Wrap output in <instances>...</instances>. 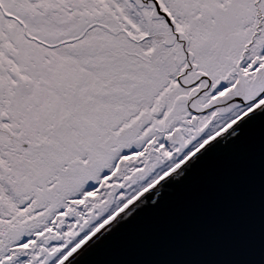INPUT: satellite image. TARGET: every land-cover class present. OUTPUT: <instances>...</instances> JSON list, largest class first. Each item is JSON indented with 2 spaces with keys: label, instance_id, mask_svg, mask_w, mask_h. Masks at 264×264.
I'll list each match as a JSON object with an SVG mask.
<instances>
[{
  "label": "snow or ice",
  "instance_id": "6c2138e0",
  "mask_svg": "<svg viewBox=\"0 0 264 264\" xmlns=\"http://www.w3.org/2000/svg\"><path fill=\"white\" fill-rule=\"evenodd\" d=\"M0 264H264V0H0Z\"/></svg>",
  "mask_w": 264,
  "mask_h": 264
}]
</instances>
